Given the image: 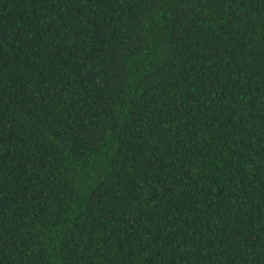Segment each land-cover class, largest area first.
Returning <instances> with one entry per match:
<instances>
[{"label":"trees","instance_id":"trees-1","mask_svg":"<svg viewBox=\"0 0 264 264\" xmlns=\"http://www.w3.org/2000/svg\"><path fill=\"white\" fill-rule=\"evenodd\" d=\"M0 264H264V0H0Z\"/></svg>","mask_w":264,"mask_h":264}]
</instances>
